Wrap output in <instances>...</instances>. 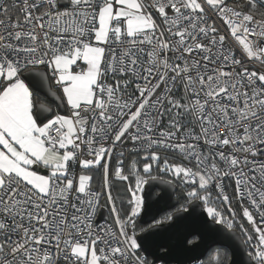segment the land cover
Masks as SVG:
<instances>
[{
	"label": "snow or ice",
	"instance_id": "obj_1",
	"mask_svg": "<svg viewBox=\"0 0 264 264\" xmlns=\"http://www.w3.org/2000/svg\"><path fill=\"white\" fill-rule=\"evenodd\" d=\"M197 207L264 264V0H0V264H155Z\"/></svg>",
	"mask_w": 264,
	"mask_h": 264
},
{
	"label": "water",
	"instance_id": "obj_2",
	"mask_svg": "<svg viewBox=\"0 0 264 264\" xmlns=\"http://www.w3.org/2000/svg\"><path fill=\"white\" fill-rule=\"evenodd\" d=\"M36 93L41 95L48 102H50L52 105L56 107L57 101L54 99V97L48 94L47 88H44L43 90H38L36 91ZM37 103L43 104L46 107H51L45 102L38 101ZM153 183H157V182H153ZM161 189H164L167 195L160 202L154 203L151 209L149 210V215L154 216L155 219H157L160 214L169 211L171 209H174L177 204V200L175 198L177 187L174 188L172 185L161 184L159 185V187L154 189V191L160 192ZM195 212H196L195 217H189L187 219L175 223L173 228L164 234L168 240V249L164 248L163 246L154 249L152 253L147 254L148 258H150L152 261L154 260L155 263H162V264H196L205 256V254L208 252L210 248L214 246L224 247V245L218 243V241L221 238L220 234L210 231L209 228L204 225V220H206L207 217H206V213L203 212V208L197 207L195 209ZM106 215H107L106 212H102L101 215L98 217L97 222L102 221ZM177 215L183 217L185 214L177 213ZM151 223H153L152 219H146L144 221H141L140 224L149 225ZM207 224L210 226L212 224L211 220H207ZM186 226L197 227L200 230V233L202 235V240L197 241L196 247H192L188 243V241L191 238L195 237L196 235L195 233L189 235L187 239L184 240L183 246H181L180 244V239L184 231L186 230ZM227 250L232 260V264H247V257L244 254L243 249L239 247L238 243L234 247L228 248ZM165 251H169V254L167 256H161V253Z\"/></svg>",
	"mask_w": 264,
	"mask_h": 264
},
{
	"label": "trees",
	"instance_id": "obj_3",
	"mask_svg": "<svg viewBox=\"0 0 264 264\" xmlns=\"http://www.w3.org/2000/svg\"><path fill=\"white\" fill-rule=\"evenodd\" d=\"M228 2H229V0H228ZM229 4H230V2H229ZM230 5H232V4H230ZM46 103H47V102H46ZM127 157H128V158H127V162H128L127 167H128V165H129L130 162H131V157H129V156H127ZM119 159H120L119 156H115V155L113 156L112 161H111L113 167L116 165L117 160H119ZM177 159H179V157H177ZM140 167L142 168V164L140 165ZM164 178H165V179H168L169 177H168L167 175H165ZM132 180H133V179H132ZM132 180L130 181L131 183H132ZM100 182H101V177H100V176H94L93 181H92V185H93V188H94L95 190H97V191L100 190ZM128 184H129V181H125V182H123L122 184H117V187H116L115 189H113V194L115 195L117 191H120L121 193H123V190L128 186ZM180 197H181V187H180V186H177V191H176V193H175V198H176V200H177V204H176L175 208H174V209H171V210H169V211H166V212H164V213H162V214H160V215L158 216L157 219H160V218L163 217L166 213H170V212L173 213V212H175L178 208H180L181 205L185 203V201L182 200ZM218 207H219V205H218ZM236 210H237V212H240V209H239L238 207L236 208ZM225 215H228L227 211H225ZM238 219H239V217H238ZM240 223H244L245 226H248L246 221L240 220ZM140 227L146 228V227H148V225H142V224H140ZM193 239H194V237L191 238L190 240H193ZM190 240H189V241H190ZM218 248L223 249L224 247H221V246H214V247L210 248V249L208 250V252L205 254V256H204L200 261H198L196 264H209L211 258L215 255V252H216V250H217ZM226 250H227V249H226ZM227 251H228V250H227ZM228 253H229V252H228ZM148 260H149V261H152L150 258H148ZM161 264H162V263H161ZM212 264H215V262L213 261Z\"/></svg>",
	"mask_w": 264,
	"mask_h": 264
},
{
	"label": "crops",
	"instance_id": "obj_4",
	"mask_svg": "<svg viewBox=\"0 0 264 264\" xmlns=\"http://www.w3.org/2000/svg\"><path fill=\"white\" fill-rule=\"evenodd\" d=\"M36 99H37V102H47L46 104L50 105L53 110L55 111L56 110V107L54 105H52L50 102H48L45 98H43L41 95L37 94L36 93ZM62 114H67L66 112H63Z\"/></svg>",
	"mask_w": 264,
	"mask_h": 264
},
{
	"label": "built area",
	"instance_id": "obj_5",
	"mask_svg": "<svg viewBox=\"0 0 264 264\" xmlns=\"http://www.w3.org/2000/svg\"><path fill=\"white\" fill-rule=\"evenodd\" d=\"M239 55H240V53L239 52H237V58H239ZM165 123H167V121L165 120ZM127 155H126V157L124 158V165H123V167L125 168V170H127V164H128V162H127ZM121 159V158H120ZM125 174H127V171L125 172ZM132 184L134 185V178H133V181H132ZM95 190V189H94ZM103 222V220L102 221H99L98 223H102ZM142 254V253H141ZM143 255V254H142Z\"/></svg>",
	"mask_w": 264,
	"mask_h": 264
},
{
	"label": "rangeland",
	"instance_id": "obj_6",
	"mask_svg": "<svg viewBox=\"0 0 264 264\" xmlns=\"http://www.w3.org/2000/svg\"><path fill=\"white\" fill-rule=\"evenodd\" d=\"M230 4L232 5H239L242 0H229ZM133 181V180H132ZM143 254V253H142ZM155 264H161V263H155Z\"/></svg>",
	"mask_w": 264,
	"mask_h": 264
}]
</instances>
